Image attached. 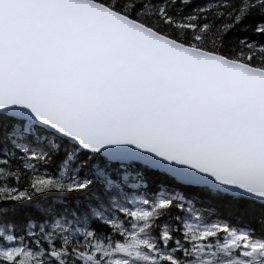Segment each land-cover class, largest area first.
<instances>
[{
  "label": "snow or ice",
  "instance_id": "obj_1",
  "mask_svg": "<svg viewBox=\"0 0 264 264\" xmlns=\"http://www.w3.org/2000/svg\"><path fill=\"white\" fill-rule=\"evenodd\" d=\"M0 264H264V0H0Z\"/></svg>",
  "mask_w": 264,
  "mask_h": 264
}]
</instances>
